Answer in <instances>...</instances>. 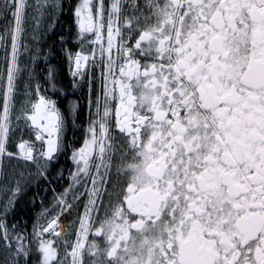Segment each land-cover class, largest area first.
<instances>
[{
  "label": "snow or ice",
  "instance_id": "snow-or-ice-1",
  "mask_svg": "<svg viewBox=\"0 0 264 264\" xmlns=\"http://www.w3.org/2000/svg\"><path fill=\"white\" fill-rule=\"evenodd\" d=\"M63 11L0 0V264H264V0H77L67 85L42 39ZM86 83L76 170L29 237L7 218L29 184L51 183L83 111L60 97ZM81 197L69 243L60 217Z\"/></svg>",
  "mask_w": 264,
  "mask_h": 264
},
{
  "label": "trees",
  "instance_id": "trees-1",
  "mask_svg": "<svg viewBox=\"0 0 264 264\" xmlns=\"http://www.w3.org/2000/svg\"><path fill=\"white\" fill-rule=\"evenodd\" d=\"M68 1V3H67ZM71 2V0H62V4L64 6V9H68V5ZM68 14V15H67ZM67 16H64V12L60 14V23L56 27V29H60L59 27H62L64 30L62 32V35L65 37L66 40H68V43L66 47L72 46L73 48L75 45H73V42L68 39V29L69 25L72 24L74 27L73 21L69 20V13H66ZM3 21L0 20V24H2ZM55 29V30H56ZM58 36V34L55 33V35H52V38H44L45 41V51H47L49 48L53 49L51 51V56H53V60L50 62L53 66H55L58 74L62 78L64 84H69L71 81V77L69 75V69H68V62L66 59V56L63 54H55L54 50L57 49L54 48L57 44V46L60 47V42H58L57 39H55ZM55 40V41H54ZM62 52H64L61 49ZM43 63V61H41ZM25 81H21L19 93H25V89L23 88ZM51 95V92L48 93ZM67 99H64L63 96L60 97V100L62 101L60 103L61 109H65L68 105L69 101H78L80 104L83 105V111L79 117V119L76 122V125L73 126L71 121H69L68 127L65 129L64 132V141L66 145H69L68 152L66 154H62L59 157V162L56 165L55 170H50L52 173L49 176V179L51 183L48 181H43L39 185H37L35 182L29 184L23 192L20 193L17 202L13 208V211L8 216V224L9 227H11L12 224L19 223L23 226V230L26 232V234L31 237L33 233V225L39 220L40 222L44 218L41 214L45 207H50L53 201V197L55 195H58L60 192H63L65 188L68 187L70 183V174L76 170V166L70 159L71 156V146L80 147L83 144L84 140V130L87 126V116H88V108H87V97H86V89L84 87L83 89V98L81 99V93L79 91L75 92L73 94V91L71 88L67 89ZM55 98V97H54ZM83 121V123H81ZM19 135V133H18ZM26 138V137H25ZM27 139V138H26ZM63 173L62 178L56 175V173L61 172ZM10 173V172H9ZM55 176V178H53ZM3 181L0 180V189H2ZM53 189L55 191H53ZM4 193L2 190H0V200L3 199ZM83 208V202H79L78 209L75 210V217L73 219V225L72 228L75 227L78 214H80L81 210ZM42 216V217H41ZM0 258H3V253L0 252ZM32 264H36L35 261V253L33 254V260Z\"/></svg>",
  "mask_w": 264,
  "mask_h": 264
},
{
  "label": "rangeland",
  "instance_id": "rangeland-1",
  "mask_svg": "<svg viewBox=\"0 0 264 264\" xmlns=\"http://www.w3.org/2000/svg\"><path fill=\"white\" fill-rule=\"evenodd\" d=\"M31 2H34V0H30V3ZM34 24V22L33 21H30V26H32ZM45 26H46V22H45ZM44 34V33H43ZM43 34H42V36H43ZM29 39H30V36H29ZM105 45H106V38H105ZM97 47V55H96V59H98L100 56H99V52H98V49H99V45H97L96 46ZM0 56H2V53H0ZM107 57H105V59H106ZM91 66V65H90ZM90 66H89V70H90ZM98 67H99V65H98ZM96 76H97V78H99V76H100V68L98 69V70H96ZM27 80V75H25V77H24V80L23 81H26ZM97 84H99V79H98V83ZM23 88H24V86H23ZM25 89V88H24ZM85 89H86V97H87V101H88V87H87V83L85 84ZM26 99V97H25V95H24V93H17V107H19L20 106V104H22L23 102H24V100ZM26 138H28L27 136H25ZM33 139H34V137H33ZM12 167H14V165L13 166H10L8 169H7V171L8 172H11V168ZM25 171V175H27V171L28 170H24ZM88 187H91V182L89 181L88 182ZM73 188L75 189V188H79L80 189V191L81 192H83L84 191V186H83V184L81 183L80 185H74L73 186ZM69 199H71V196H69L68 197ZM81 201L83 202V208H82V210H81V212H80V214H82L83 213V211H84V201H86V197H81ZM79 203V202H78ZM75 210H73L72 212H71V214H69L68 212H65L61 217H60V223L63 225V228H64V231H65V235L67 236V237H69V235L71 234L72 235V238H73V240H76V230L79 228V220L77 219V222H76V225H75V227L74 228H72V225H73V219H74V217H75ZM42 217V216H41ZM40 223H46V220L43 218L42 219V221L40 222ZM59 230V229H58ZM51 239H55V237H51ZM75 242V241H74ZM58 248L62 251V249H63V246H64V243H63V241H60V243L58 244ZM69 251H70V249H69Z\"/></svg>",
  "mask_w": 264,
  "mask_h": 264
},
{
  "label": "flooded vegetation",
  "instance_id": "flooded-vegetation-1",
  "mask_svg": "<svg viewBox=\"0 0 264 264\" xmlns=\"http://www.w3.org/2000/svg\"><path fill=\"white\" fill-rule=\"evenodd\" d=\"M70 1V0H69ZM77 2V0H71V2L69 3V4H75ZM67 3H68V1H67ZM64 16H67L66 15V13H69L68 12V9H64ZM62 20V19H61ZM60 20V21H61ZM69 20H71L70 19V15H69ZM60 21H59V23H60ZM72 21V20H71ZM74 23V22H73ZM60 29H54V32L56 33V34H58V36L55 38V39H57L58 40V42H60V37L62 36V32H63V28L62 27H59ZM52 33H44L43 34V36H42V39H44V38H47V39H49V38H52ZM55 41V40H54ZM54 48H56L57 47V49H55L54 50V52H55V54H64L65 56H66V53L65 52H62L61 51V48H59V46H57V44L55 45V46H53ZM53 60V56H51V55H49V62H51ZM100 60V57L97 59V61H99ZM98 65L99 64H97V65H95V66H90V72H94L95 73V75H96V70H98L99 68H100V65H99V67H98ZM97 77V76H96ZM95 83H98V79L95 81ZM93 171V173L95 172V169H93L92 170ZM107 202V200H105V203ZM103 215H104V213H103V211H101V213H100V216L101 217H103ZM67 239H68V241H69V243H72V242H74L75 240H73V238H72V235L70 234L69 235V237H67ZM90 240L92 239L91 237L89 238ZM98 240H99V238H97ZM102 242V241H101ZM54 246H56L57 248L59 247L58 246V244L57 245H54ZM59 249V248H58ZM61 249V248H60ZM62 252V251H61Z\"/></svg>",
  "mask_w": 264,
  "mask_h": 264
}]
</instances>
